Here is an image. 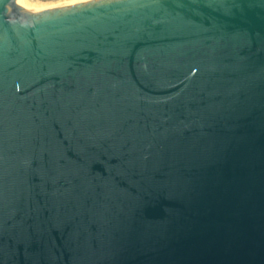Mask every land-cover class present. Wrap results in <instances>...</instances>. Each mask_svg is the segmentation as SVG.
I'll list each match as a JSON object with an SVG mask.
<instances>
[{"label": "water", "instance_id": "obj_1", "mask_svg": "<svg viewBox=\"0 0 264 264\" xmlns=\"http://www.w3.org/2000/svg\"><path fill=\"white\" fill-rule=\"evenodd\" d=\"M0 0V264H264V0Z\"/></svg>", "mask_w": 264, "mask_h": 264}, {"label": "bare ground", "instance_id": "obj_2", "mask_svg": "<svg viewBox=\"0 0 264 264\" xmlns=\"http://www.w3.org/2000/svg\"><path fill=\"white\" fill-rule=\"evenodd\" d=\"M88 1H91V0H66L65 2H63L59 5H56L55 7L68 6V5H73V4H78V3L88 2ZM16 4L20 9L26 10V11H40V10L46 9V8H44V6L43 7H40V6L37 7V6H34L35 4L31 5L27 2H25V0H17ZM51 8H53V7H51Z\"/></svg>", "mask_w": 264, "mask_h": 264}, {"label": "rangeland", "instance_id": "obj_3", "mask_svg": "<svg viewBox=\"0 0 264 264\" xmlns=\"http://www.w3.org/2000/svg\"><path fill=\"white\" fill-rule=\"evenodd\" d=\"M66 0H25V2L37 6V7H43L48 9L49 7H55L56 5H59L63 2H65ZM53 5V6H52Z\"/></svg>", "mask_w": 264, "mask_h": 264}]
</instances>
